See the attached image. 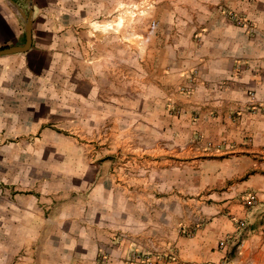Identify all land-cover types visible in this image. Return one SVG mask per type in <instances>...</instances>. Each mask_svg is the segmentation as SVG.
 Segmentation results:
<instances>
[{"label":"crops","instance_id":"crops-1","mask_svg":"<svg viewBox=\"0 0 264 264\" xmlns=\"http://www.w3.org/2000/svg\"><path fill=\"white\" fill-rule=\"evenodd\" d=\"M12 1L0 0V49L26 44L24 16L32 44L0 56V264H264V0ZM123 8L136 13L129 23H147L144 63L137 26L124 42L92 25ZM180 87L194 94L174 99L210 115L204 131L244 155L189 172L179 162L171 175V159L151 153L170 143H145L144 166L162 168L126 175L116 153L137 150L130 140L145 131L169 137ZM232 112L237 122L214 125ZM108 127L112 144L99 140ZM140 180L152 188L125 185ZM239 222L244 242L221 249Z\"/></svg>","mask_w":264,"mask_h":264},{"label":"rangeland","instance_id":"rangeland-1","mask_svg":"<svg viewBox=\"0 0 264 264\" xmlns=\"http://www.w3.org/2000/svg\"><path fill=\"white\" fill-rule=\"evenodd\" d=\"M147 17V7H140L138 10V17L140 20H144ZM100 25H103L102 23H99ZM94 25V24H92ZM138 27V50H139V62L144 63L147 61V34H146V28H147V23L145 22H134V23H126L125 27L120 30L118 34H123V40L124 42L127 41L124 37H130V31L132 27ZM130 41H128L129 43ZM155 61L158 62L159 58L161 56L155 55ZM126 72H124V75ZM191 79V78H190ZM192 79L193 76H192ZM191 79V80H192ZM174 88L172 87V90ZM174 93V94H173ZM172 97L171 100L168 103V112L171 114V134L169 137H165L163 139L160 136V139L158 138L159 134L157 130H149L141 134L140 136H132V139L130 141H133L138 144L137 150H126V151H121L116 153V155H119V159L122 160V170L123 173L126 175L130 174L131 170H160L162 166H158V164L155 166H144L145 163L144 161L148 158L151 157L150 151L144 147L145 143H157V144H162L164 143H170V147H168V150L165 149V152L162 151H153V157L154 159H158L161 156L169 157L171 159V168L170 172L171 175L177 172L179 162L185 163L183 166L188 167V172H189V167L197 164L199 161H205L209 159H214V158H229V156H232L233 153H237V155H244V150H241L240 147L237 146H232V142H230L227 138H223L220 141L215 140V134H208L203 128L206 125H210L211 121L207 117H204L201 119L200 117V108L199 106H193L190 104H186V106L180 102H178L177 99H174L175 96L181 95L183 97H190L194 93L192 89L190 88H183L180 87L178 90H175V92L172 91ZM185 97V98H186ZM216 114V113H215ZM240 114L237 113H230L227 115L221 116L222 118H219L215 115H213L212 121L215 123V126H221L225 125L226 122H224L225 118L231 120L232 122H237ZM239 117V118H238ZM223 123V124H222ZM108 130H102L101 136L100 134L97 135V139L100 136L101 141H105L108 144L113 143V139L110 138V133L112 130H110V127L107 128ZM157 131V132H155ZM217 137L219 135H216ZM110 138V139H109ZM138 138V139H137ZM96 139V140H97ZM106 139V140H105ZM136 146V145H135ZM242 146V145H241ZM234 150H237L238 152H233ZM122 154V155H121ZM115 155V154H114ZM138 158L139 163L136 166V164H133V167L130 166L131 159ZM121 167H119L120 169ZM159 179L158 175H155V183H154V191L157 192L156 196L161 197L162 196V182H157ZM141 181V180H140ZM125 185L128 187L129 190L131 191H140L141 189L147 188L148 191L152 188L150 187L151 184L148 187V184H145L144 182L142 183L139 182L137 184H132L129 182V184L125 183ZM138 185V187L136 186ZM145 190V189H144ZM178 192V188L172 186L170 193L175 194ZM185 196H189L188 193H186Z\"/></svg>","mask_w":264,"mask_h":264},{"label":"built area","instance_id":"built-area-1","mask_svg":"<svg viewBox=\"0 0 264 264\" xmlns=\"http://www.w3.org/2000/svg\"><path fill=\"white\" fill-rule=\"evenodd\" d=\"M229 16L231 17V19L234 20V22L240 26L241 28H245L247 30H252V25L249 23L248 19L247 18H244L242 16H239L233 12H230L229 13ZM239 225H240V231L237 232L236 236H231L229 238H227L226 242L222 243L220 245V248L221 249H225L228 245V242L229 241H232L234 239L237 240V242L239 243V245H242V243L244 242L245 240V237H244V232L246 233L247 230H248V225L246 222H239ZM136 258L138 260H144V261H149L150 259V254H142V253H139V254H135L133 256V258ZM149 257V258H148ZM150 262V261H149Z\"/></svg>","mask_w":264,"mask_h":264},{"label":"bare ground","instance_id":"bare-ground-1","mask_svg":"<svg viewBox=\"0 0 264 264\" xmlns=\"http://www.w3.org/2000/svg\"><path fill=\"white\" fill-rule=\"evenodd\" d=\"M136 15V13L131 12L128 8H123L120 13V17L116 22L112 23H105L103 25H100L99 23H95L93 25L95 30H98L102 33H109L110 31L116 32L117 34L125 27L126 23H129L127 20L128 18L131 19Z\"/></svg>","mask_w":264,"mask_h":264},{"label":"water","instance_id":"water-1","mask_svg":"<svg viewBox=\"0 0 264 264\" xmlns=\"http://www.w3.org/2000/svg\"><path fill=\"white\" fill-rule=\"evenodd\" d=\"M13 3L12 0H9ZM24 16V15H23ZM26 29V44L24 46L12 47L7 49H0V56L12 55L17 53H26L31 48L32 44V21L30 17L24 16Z\"/></svg>","mask_w":264,"mask_h":264}]
</instances>
